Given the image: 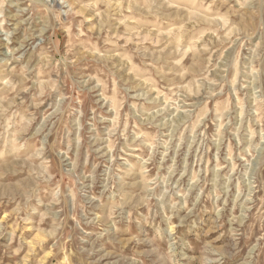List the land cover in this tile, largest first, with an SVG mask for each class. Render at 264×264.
Masks as SVG:
<instances>
[{"label": "rangeland", "instance_id": "rangeland-1", "mask_svg": "<svg viewBox=\"0 0 264 264\" xmlns=\"http://www.w3.org/2000/svg\"><path fill=\"white\" fill-rule=\"evenodd\" d=\"M0 264H264V0H0Z\"/></svg>", "mask_w": 264, "mask_h": 264}]
</instances>
